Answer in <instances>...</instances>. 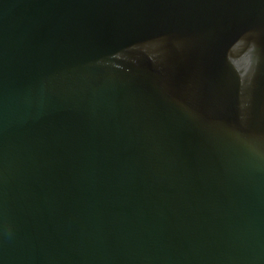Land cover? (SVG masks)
Returning a JSON list of instances; mask_svg holds the SVG:
<instances>
[{
  "label": "water",
  "instance_id": "1",
  "mask_svg": "<svg viewBox=\"0 0 264 264\" xmlns=\"http://www.w3.org/2000/svg\"><path fill=\"white\" fill-rule=\"evenodd\" d=\"M0 264H264V0H0Z\"/></svg>",
  "mask_w": 264,
  "mask_h": 264
}]
</instances>
